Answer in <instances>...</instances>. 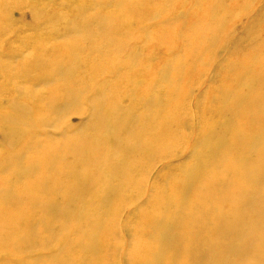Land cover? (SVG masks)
<instances>
[{"label": "bare ground", "instance_id": "1", "mask_svg": "<svg viewBox=\"0 0 264 264\" xmlns=\"http://www.w3.org/2000/svg\"><path fill=\"white\" fill-rule=\"evenodd\" d=\"M129 1L111 0L109 5L116 4L114 8L116 13L110 14V16L105 15L103 21H100V13H96L93 16V13H90L85 8L76 14L71 19L72 21L68 17H62V19L65 22H78L77 27L71 26L68 30L77 29L79 32L82 29L94 30V24L104 21L106 23L109 18V23L111 18H113L112 22L120 24L119 28L116 29L120 33L135 34V32L128 33V29L133 27V24H137L139 31L141 32L142 30L144 32L151 25L149 27H146L145 24V27L143 25L140 26V22L143 20L137 21L134 19L140 14H145L144 10L136 7L138 6L137 0H132L128 3ZM183 1L185 3V0ZM204 1L206 3L205 7L214 5V0ZM162 2L163 7L161 9L156 11V6L153 8L156 11V17H162L169 10H174V13H176V9L173 7L182 4L177 3L179 0H162ZM222 2L227 3L228 1L222 0ZM98 3L99 1L94 4L98 5ZM197 3L199 5L200 2ZM197 3L195 4L196 8L198 6ZM236 3L233 6L238 5L240 0H236ZM190 4L192 3L190 2ZM123 5H128V11H123V9L119 12L118 7H123ZM186 5L188 3L183 7H186ZM42 6L41 4H34L31 7V13L24 17L21 16V13L16 15L13 13L7 14V10H4L1 16L8 23L13 19L19 20L21 18L26 23L43 20L52 22L53 18L43 16ZM156 8L160 7L157 6ZM177 8L179 9V7ZM188 10L190 11V8ZM193 10L191 9V11ZM261 10L259 9V11ZM182 11L181 9V12H177L176 15L173 14L174 16L170 14L167 15V18L166 16L164 17L163 23L165 25L170 23V19L177 20L179 23L177 29L172 32L169 29L164 31L157 30L154 32L155 35L152 33L153 30L149 31L153 37L151 36L150 38L152 39L147 38L148 40H146V45L148 44L147 54L151 52L154 54L153 57L148 58L146 61L144 59L145 69L138 70L143 72L146 69L148 70V77H143L146 82H153L155 78L157 79L156 75L159 70L163 71V73L165 72L166 79L167 76L170 78L173 75L172 79L179 78L181 81L182 79L184 80L186 72L193 73V75L200 73L199 76H201V73H208L209 75L211 69L208 67L213 62L215 63V61L218 62L222 59V49H234L237 42L244 38L242 37L244 32L240 33L242 35L232 37L230 44L224 47L221 46L213 56L210 55L211 53L208 54L209 52L201 53L203 49L219 44V40L216 37L219 39L220 35H218L219 33L211 34V30H213L210 27L211 25L217 29H229L230 33H235L245 23H236L228 27L227 23L229 21L223 23V18H218L217 15L211 16V12H208L209 9L207 11L204 9L193 11V14L188 16L189 19L186 18L190 14L189 11L187 12L188 14ZM133 13L135 14L134 16ZM262 13L264 14V12ZM256 15L254 14V17ZM229 17L231 18V16ZM259 17L261 19V16ZM225 20H228V18ZM190 21H192L194 27L189 29L190 32H188L190 35H195L196 39L193 40L194 42H190L189 45L185 42V50L189 52L200 49L201 51H199V55L196 52L197 54L190 53L179 58L173 57V49L178 46L175 42H171V38L175 37L176 34L178 38H182L181 42L183 43L187 38V33L185 34V32L188 30ZM80 22L84 25L82 29ZM203 23L210 27L211 30L209 28L202 29ZM257 23L254 25L255 28L251 25L253 30L257 28ZM110 25L112 27V24ZM157 25L159 26V24ZM109 26L105 28L110 29ZM155 26L154 29L156 28ZM105 28L99 31L102 36L104 35L103 31L105 33L109 32ZM252 28L247 29L251 30ZM249 30L248 32L251 34ZM3 33L4 31L0 30V35ZM206 33L208 35L211 34V36L206 38V35H204ZM184 34L186 35L185 39L183 38ZM89 36L85 38V45H81V39H75L73 42L57 44L52 49L44 47L33 51V53H38L39 51L49 52L50 50L52 52L50 60L44 61L42 59L40 62L35 60L37 64L34 62L30 66L32 69L30 72H40V69H45L49 63L51 64L49 65L51 67L50 76L38 79L36 82H42L46 85L51 82H59L58 84L65 86L64 91L61 93V97H63L61 101H53L51 98H46V92L38 93L39 100L35 102L36 106L42 108L48 115L52 111L62 110L61 113L70 111L75 115L74 117L78 116L79 120L82 121L83 114H85L83 111L84 98L89 96L85 93L91 90H88L86 86H79L80 79L72 75L78 71H72V69L83 67L80 57H89L94 52L95 42H97V47L105 43L103 39L96 41V36L98 35L92 34ZM138 36L139 34H135L134 38L128 39V45L131 40L129 52H132L127 55L128 58L124 61V64L128 67L136 63L135 57L142 50L141 47L140 49L135 47L137 42L135 38H138ZM193 38L194 36H192L191 40ZM248 38L244 39L247 40ZM124 46L127 47V45H120L117 49L115 48L113 54L116 55ZM3 48L7 53L11 49L10 46H5L4 44ZM2 52L0 57L3 55ZM117 56L118 54L114 57ZM258 59L259 57L249 59V67L253 65L249 73L243 75L239 71L236 75L235 73L233 74L235 75V86H231L233 88L232 91L228 89L229 95H233V100L222 103L220 111L217 108V111L221 113L224 107H228L223 116L225 120L220 117V115L222 116L220 114V120L216 119L219 120V122L217 121L219 124L217 126L216 121L214 123L212 119L213 124L211 123V125L216 124V126L214 125V128H210V123L205 125L207 131L206 133L204 132L205 134H201L204 137L198 138L199 142L197 144L194 140L195 144L192 148H187L186 150L177 147L172 140L166 141L160 137L167 132L174 133V126L180 123L177 121L178 114L175 113L177 111L171 110L168 117L162 116L169 106L167 102L166 105H162L165 93L164 95L162 93L152 94L153 96H146L144 95L145 92L143 94L137 93L136 96L140 94L139 98H134L129 103H126V95L123 92L121 96L124 101L112 108L114 95L111 91L103 93L101 91L102 86H98V90L92 89V91H96L95 108L92 111L93 113L91 112L94 123L96 125L104 123L110 128L109 133L107 132L105 135L106 138L110 135L116 136L117 133L119 135L117 136L116 149H114V146H110L113 142L108 141L110 148L104 154L101 149L105 145H97L95 143L96 146H94L87 137V131L92 127L90 126L91 124H89L90 127L86 131H83V126L76 130L75 126H70L66 131L59 132L64 141L55 143L54 140L56 138L54 137H56L57 131L46 130L42 127L51 126L50 118L40 114L36 117V122L34 121L32 110L34 102L23 100L27 92L19 89L18 96L10 93V102L6 105L8 109L7 107L4 109V105H0V110L2 111L0 113V122L17 125L15 129L4 128V130L0 131V252L6 253L0 255V264H51L59 260V264H264V98H257L259 97L257 96L249 101L254 88L250 87L251 91H249V88H247L248 90H242L245 88L244 82L251 81L254 85L261 82L260 90L264 93V62L259 63L260 59ZM225 60H223V65ZM251 62L253 64H250ZM121 65L122 62L116 60L112 68L119 69ZM6 67L8 66L1 64L0 70ZM67 67L70 68L71 72L64 75V69ZM227 68L229 71L236 70L231 65ZM213 70L215 71L216 69ZM141 74H139V77ZM231 76L229 74L227 77ZM260 76L262 79L259 78ZM108 80L109 78L105 77L103 81L107 84ZM135 81L136 84L139 80L136 79ZM163 81L166 82L167 80L163 79ZM32 82L29 86H33ZM215 82L217 81L215 80ZM20 85L25 86L22 83ZM33 89L30 93L34 91ZM170 89L172 94L178 95L177 99L183 97L184 91L180 89V86L175 88L172 86ZM78 92L80 96L72 99L71 95ZM161 92L168 93V91ZM234 92H240V94L238 93L239 96L235 95ZM6 93L7 90L0 92L4 99L7 96ZM213 95L210 97L211 102L220 98L218 94L215 95L214 93ZM49 97L52 96L50 95ZM222 101L225 100L222 99ZM248 101L250 104L245 103ZM133 103L142 105V114H136L137 111L135 112L131 109ZM152 104L156 105L157 108L154 110L145 109ZM128 105H130V108H128ZM238 105H243L242 108L244 109L239 113L237 112ZM172 106L174 108L176 104L172 103ZM216 107L218 106L216 105ZM214 109H212L213 112L211 114L214 113ZM199 113L201 114V112ZM241 114L244 117V120L242 119L243 122L238 124L240 121H236L238 123L233 128L232 124H235L233 121L237 120L235 118ZM140 121L141 124H145L146 135H152V138L145 142L144 147H142L143 153L141 154L140 150L138 156L136 155L132 158L131 154L138 151L139 146L137 143L140 142V138L134 136V141H128L127 139L132 133L136 132L133 129L139 125ZM181 122L188 124L189 118H183ZM23 123L26 124L23 125ZM198 124H200V120ZM255 124L258 126H255ZM26 126L29 127L25 131L26 135L30 136V140L27 141L21 139V136L24 135V133L22 135V130ZM137 129L139 130V127ZM192 130L194 131V129ZM75 131L79 132L75 134ZM44 133H52L46 143L42 142L43 140L39 136ZM96 140L99 142V137ZM39 152L42 153L41 157ZM169 152L175 158L162 162L163 166H157L155 169V165H153L155 164V159L158 156H165V154L171 155ZM136 158L140 159L141 162L139 166L133 169L129 164L133 165ZM187 160L186 165L188 166L181 173L179 171L177 175H169V168L166 164L172 161L177 163ZM96 162H99V165L102 163L104 166L99 168V166H96ZM3 165L22 166L7 167ZM108 172L112 174L111 182L114 183L116 179L115 184H107ZM4 173L6 174L5 176H3ZM136 174H145L147 176L138 179L133 177ZM165 175L170 176L167 182L160 184L161 182L158 183L156 181L157 185L155 187L151 186L153 177L156 176L157 179L164 180L161 178ZM120 182L124 183L126 189L121 194L120 190L116 189V184ZM129 188L135 189V192L133 191L132 194H129ZM126 192H128L127 199L124 198ZM143 193L147 197L155 198L157 196L155 200L158 201L156 206L150 207L144 214L139 210L141 203L140 194ZM131 199H135L140 203L138 205L129 203ZM125 200L126 204L124 205L123 202ZM113 202L114 204L117 202L114 205L115 207H112ZM99 203L102 204L99 205ZM126 217L131 218V220L123 223L120 218ZM134 222H136V225L133 227L132 224ZM123 224L126 225L125 228L122 227ZM64 230H69L71 233L76 234L83 233L82 235L91 234L93 237L88 243H82L70 237L65 240V238L59 237V233ZM128 232L130 236L129 243L120 244L121 236L127 235ZM52 245L54 247L50 249ZM30 246L40 250L24 252ZM79 248L86 251L85 256L68 258L71 252ZM65 251L66 253L63 254ZM28 259L38 260V263L28 261ZM132 260L134 262H130Z\"/></svg>", "mask_w": 264, "mask_h": 264}, {"label": "rangeland", "instance_id": "2", "mask_svg": "<svg viewBox=\"0 0 264 264\" xmlns=\"http://www.w3.org/2000/svg\"><path fill=\"white\" fill-rule=\"evenodd\" d=\"M98 1H99L98 5L94 4ZM131 1L132 0H130L128 3H130ZM181 1H183V0H179V2H177V3H182V4H180L181 6L176 5L173 8L177 10V11L175 10L176 13L181 12V9H182L183 10L182 12H184L185 14H188L187 12L189 11L188 9L190 8V11H189L190 14L187 15V17H186L187 19H189L188 16L193 14V11L194 12L199 11L200 9H204L205 11H207L209 9L208 12H211V16L217 15L218 18H223L224 19V21H222L223 23H227V21H229L227 23L228 27H231L232 25H234L236 23H240V24L245 23V24L241 25L242 26L241 29H239L237 32L230 33L229 29H224V30L222 28L217 29L216 27H213V25L210 26L213 29V30H211L210 27H208L205 23H203L204 25L203 26L201 25L203 27L202 29L209 28L211 30V34H218L219 33L218 34V35H220L219 39L216 37V39L219 40V44L209 47L210 49L213 48L212 50H210L209 48H205L202 50L203 52L200 49H195L193 51L188 52L187 50H185L186 47L184 46V43L186 42V44L189 45L190 42H194L193 40L196 39L195 35H190V33H189L190 32L189 29H192V27H194L192 25V21H190L189 26H188V30L185 32V34L187 33V38L186 39L184 38L186 36L184 34L183 38L185 39V41H183V43L181 42L182 38H178V36L176 34H175V37L171 38L172 41L170 39H168L171 42H175L178 46V47L173 49V57L179 58V57H183L185 55H188L190 53L197 54L196 52H198V55H199V53H200L199 51H201V53L209 52L208 54L211 53L210 55L213 56L215 53L218 52V50L221 46L224 47V46L230 44V39L232 37L242 35L240 33H243V32H244V36H242V37H244L245 39L249 37L250 39L249 38L247 40H245L244 38L240 39L237 42V45L234 46V49H231L232 51L222 49L223 57H222V59L219 60V61H221V60L222 61L221 62L215 61V63L213 62L214 65H212L213 64L212 63L208 67L209 69H211L210 70L211 72L209 73V75H208V73H205V74L201 73V76H199L200 73H195L193 75V73L186 72L184 80L182 79V81H181V79H179V78L172 79L173 75H171L170 78H168V76H167V79H166L165 72L163 73V71L159 70L158 74L156 75L157 79L155 78L153 80V82H149V81L146 82V79H144L143 77L144 76L148 77V70L146 69L145 72L138 71V70L145 69V65L143 64L144 59L146 61L148 58L153 57V54H154L153 52H151L150 54H147L148 53V50H147L148 44L146 45V40H148L147 38H150L152 36V33L155 35L154 32H156L157 30L164 31V30L169 29L172 32L174 29L178 28L177 26H179L178 21L174 20V19L173 20L170 19V23H168V25H165L163 23L165 20L164 19L165 16L167 18V15H170V14H171V16L176 15V13H174V10L166 11V13H164L162 15V17H156V15H155L156 11L163 7L162 6L163 5L162 0H137L138 6H136V7L138 9H143L144 10L143 12L145 14H140L139 15L140 17L136 16V17H134V19L137 21H140L141 19L143 21H145V22H143V21L140 22L141 23L140 26L141 25L144 26V24L146 27H149L150 25L151 26L149 29L147 28L144 31L146 33H144L142 30L140 32L139 29L137 28V24H133L134 26L128 29V33L129 32L130 33L135 32V34H139L138 38H135V40L137 41L135 44V47H138L139 49L141 47V49H142L141 51L138 50L139 55H137L135 57V60H137L138 62L136 61V63L130 67L126 66L124 64V61L126 60V58H128L127 55L132 53V52H129V45L131 43V40L129 41V45H128V39L134 38L135 34L120 33V31H117L116 29L119 28L120 24L116 23V22H112L113 18H111L110 23H109L110 18L106 20V23H105V21L104 22H97L96 24L93 25L94 30L82 29V27L84 25H82V23L80 22L81 29H82V31H80V32L77 31V29L68 30V28L71 26L77 27L78 22H76V23L75 22H65L62 19V17H68L71 20L76 14H78L82 9L85 8L90 13H93V16H95L96 13H100V15H99L100 21H103V19H104L103 17L105 15L110 16V14L116 13V11L114 9L116 4H110L109 5V3H111V0H105V1L104 0H95L94 2H93V0H0V30L4 31V33H5V34L3 33L2 35H0V53L3 50V52H2L3 55L0 57V66H1V64L8 66V67L0 70V92L7 90V93H6L7 96L5 95L6 96L5 99L0 94V105H4V109H6V107H7L6 105H8V103L10 102L9 101V97L11 96L10 93H14L16 96H18V90L19 89H22V90L27 92V94H25L23 97L24 101H28V102L32 101L34 103L38 102V100H39L38 93H40V92H46L47 93L46 98H51V99H53V101H58V100L61 101L63 98V97H61V93L64 91L65 86H61L60 84H58L59 82H51L47 85L43 84L42 82H36V80H38V79L44 78L48 75L50 76V73H51V71H50L51 67L49 66V65H51L50 63H49V65L46 64V65H48V67L45 69H48V70L40 69L41 70L40 72H30L32 70L30 66L35 62V60L37 62H40L42 59L44 61L50 60L51 55H52L51 50L49 52L39 51L38 53H33V51H36L39 48L42 49L44 47H47L48 49H52V47H55L57 44H64L67 42H73L75 39L76 40L81 39L80 40L81 45H85L86 44L85 43L86 37L88 38V37H90L89 35H92V34L98 35V36H96L97 37L96 41L98 39H103V42H105V43L102 44L100 47H97L96 46L97 42H95V46L93 48L94 52L89 57H84V56L80 57L82 59L83 67L82 68L75 67L72 69V71H78L72 75H74L75 77L80 79L79 86H86L88 88V90H91V91L85 93L86 95L88 94L89 96H88V98L87 97L84 98L85 105H84L83 111L85 112V114H83L82 121L79 120L80 118L78 116L74 117L75 115H73L70 111H66L64 113H61L62 110L61 111H52V113L48 115V113H46L42 108H40V107L38 108L36 106V103L35 104L33 103L32 110H33V115H34L33 116L34 121L36 122V117H38V115H40V114L50 118V121L52 122L51 126L47 127V128L45 126H42V127H43V129H46V130L57 131L56 132L57 135H56V137H54V138H56L54 140L55 143H61L64 141L62 139V137L59 135V132L66 131V129L70 128V126H75V130L77 128H79L80 126H83L84 127L83 131H86L88 127L92 126L87 131V137H88L89 141L94 144V146H96L95 143H97V145L98 144L105 145V147H103L101 149L103 154H104V153H107L109 151L108 148H110V146H114V149H116L117 136H119V135L117 133L116 136L110 135L106 138L105 135L107 132L109 133L110 128L107 127L106 124H104V123L96 125V123H94V121L92 119V113H93L92 111L95 108L94 103L96 100V96H95L96 91L95 90H98V86H102L101 91L103 93H107V92L111 91V93L114 95L112 108L116 107L119 103L124 101L123 97L121 96L123 92H125V95H126V101H125L126 103L127 102L129 103L134 98H139L140 94L136 96L137 93L143 94V92H145L144 95H146V96H149V95L153 96V95H156L157 93H162L164 95V93H165V95H164L165 99L163 100L164 102L162 103V105L163 104L166 105V102H167V104L169 106L167 108L168 111L166 110L165 112H163L164 114H162V116L168 117L171 113V110L177 111L175 113L178 114V120L177 121L180 123L174 126V133H171V132L168 133L167 132L164 135L162 134L160 137H162L161 138L162 140H166V141L172 140L174 143H176V146L180 147L182 150H186L187 148H192V146L195 144V142H196V144L199 142V140H197L198 138L204 137L201 134H205L207 131V128L205 127V125L210 123L209 127L212 128L214 125L216 126V124H217V126L219 125L218 122L220 120V117H222V119H224L223 116L225 115V112L228 110V107H226V108L224 107V109L221 111V113H219L217 111V108L220 111V108H221L220 106L222 105V103L227 102L229 100H233V95H229L230 93H228V89H231L229 91H232L233 88L231 86H233V85L235 86V84H234L235 75L239 71L242 72L243 75L250 72V69L253 67V65H252V67L251 66L249 67L248 61L250 58L254 59L255 57L256 58L259 57L260 62L259 61L258 62L259 63L264 62V59H262V58H264V56H263L264 51L262 52V50H264V18H263L264 14L262 13V12H264V2H263L264 0L263 1H261V0H248V2H247V0H240V3L236 6H233L234 4H237L236 0H227L228 1L227 3L222 2V0L221 1L220 0H214V5L212 7H205L206 3L204 0H192L193 2L191 0H187V1L185 0V3H184V1L183 2H181ZM190 2L192 4H190ZM197 2H200L199 5ZM187 3H188V5H186V7H183ZM196 3L198 5L197 8L195 7ZM34 4L43 5L42 6L43 7L42 9L44 12L43 16L44 17L49 16V17L53 18L52 22L43 20V21H36L33 23H26L21 18L19 20L13 19L10 21L11 23L10 22L8 23L1 16V13L4 10H7V14L13 13L14 15H16V14L21 13V16L24 17L27 14L31 13V7ZM140 4H142V5H140ZM201 4H203V5H201ZM258 4H259V6H258ZM225 5H226V7H225ZM155 6L156 7L158 6L160 8L157 9ZM193 6L195 7V9ZM243 6H245V7H243ZM123 7H118L119 12H121L123 9H124L123 11H126V10L128 11V5H126V6L123 5ZM147 7L150 9H148ZM154 7H155L156 11H155V9H153ZM177 7H179V9ZM109 8L111 9V11ZM184 8H185V10H184ZM102 9H104V10H102ZM191 9L192 10L194 9V10L191 11ZM214 9H216V10H214ZM257 9H258V11H257ZM259 9H262V10L259 11ZM166 10H167V8H166ZM112 11H113V13H112ZM171 12H173V13H171ZM230 12H233L234 15H233V13L230 14ZM184 13H182V14H184ZM240 14H241V16H239ZM249 14H251V15H249ZM254 14L255 15L257 14L258 16L256 15L254 17ZM51 15H53V16H51ZM134 15L135 14L133 13V16ZM206 16H208V14H206ZM229 16H231V18ZM259 16H261V19ZM227 18H228V20H225ZM255 20H256V22H255ZM257 20L260 22V25H261L260 27H259V22ZM151 21H152V23H151ZM261 22H262V24H261ZM255 23H257L256 24L257 28L253 30L252 27L255 28V26H254ZM110 24H112V27ZM157 24H159V26H161V27H159ZM227 24H226V26H227ZM251 25H253V26L251 27ZM108 26L110 29L105 28ZM154 26L156 27L155 29H154ZM226 26H224V27H226ZM104 28L107 31L109 30V32L105 33L103 31L104 35L102 36V33L100 34L99 31L101 29L104 30ZM247 28H249V29L252 28L251 29L252 31L247 29ZM243 29H246V30H243ZM248 30L251 32V34L248 32ZM126 31H127V29H126ZM149 31H152V33L151 32L149 33ZM213 31H214V33H213ZM92 32H94V33H92ZM193 32H194V28H193ZM162 33H164V32H162ZM246 33H249V34L245 35ZM211 34L208 35V33H206L204 35H206V38H208L211 36ZM235 34H237V35H235ZM255 35H256V37H254ZM192 36H194V38L191 40ZM246 36H248V37H246ZM204 38H205V36H204ZM150 39H152V38H150ZM243 39H244V41H243ZM227 41H229V42L227 43ZM3 44L5 46L6 45L10 46L11 49L8 52L9 54L6 52V50H4ZM120 45H127V47L124 46L122 49H120L119 52L117 53L118 56L114 57L117 54L114 55L113 50H115V48L117 49L118 46H120ZM110 46H111V48H110ZM235 47H236V50H235ZM196 50H198V51H196ZM135 51H133V52H135ZM184 52H186L187 54ZM235 53H237V54H235ZM232 56H233V59L235 58L236 60L235 59L231 60ZM225 58H226V60H225ZM238 58H239V60H238ZM116 60H120L122 62L121 68H119V69L112 68L114 66V63ZM223 60H225L224 65H223ZM228 60L230 61L229 63H228ZM244 61H245V63H244ZM37 62H35V63L37 64ZM129 62H130V60H129ZM246 62H247V64H246ZM229 64L231 66H234V68L236 69L235 71H237V72L231 71V70L229 71V69L227 68L228 66H230ZM250 64H253V62H251ZM213 69H216V70L214 71ZM223 71H224V73H223ZM68 72H71V71H70V68L67 67L64 69V75H66ZM227 72H230V73H227ZM234 73H235V75H233ZM139 74H141L140 77H139ZM229 74L232 76L227 77ZM212 75H213V77H212ZM105 77L109 78L107 84H105L104 83L105 81H103V80H105ZM214 77H216V78H214ZM158 78H160V79H158ZM259 78L262 79L261 76ZM136 79L139 80V81H137L138 84L137 83L135 84ZM163 79L167 80V81L165 82V81H163ZM215 80L217 82H215ZM219 81H220V83H219ZM31 82H32L33 86H29ZM250 82L251 81L244 82L245 88L242 89V90H245V89L248 90L247 88H249V91H251L252 89L250 87L254 88V92H253V94H251L252 96H250L249 101L251 100V98L253 99V97H257V96H259L257 98H264V93L260 90L261 82L255 83L256 86L254 85V83H252V82L250 83ZM20 83L24 84L25 86H21ZM141 83H142V86H141ZM230 84H232V85H230ZM250 84L254 85V86H251ZM157 85H159V87H157ZM125 86H127V87H125ZM172 86L174 88L180 86V89L182 91H184L183 92L184 95H183V97H181V99H177L178 95L171 93L172 91H170L171 90L170 88ZM167 87H170V88H167ZM226 87H227V89H226ZM32 89L34 91L32 93H30V91H32ZM92 89H95V90L92 91ZM161 91H168V93L161 92ZM213 92L215 93V95L218 94L220 98L214 102L213 101L211 102L210 97L214 96ZM255 92H257V93L255 94ZM238 93L240 94V92H234L235 95L239 96ZM50 95L52 97H49ZM79 96H80L79 92L71 95L72 99H75L76 97H79ZM191 98H193V99H191ZM222 99L225 101H222ZM249 101L245 102V103L248 104ZM215 102H217V103H215ZM172 103L176 104V106L174 108L172 106ZM216 105L218 107H216ZM242 106L238 105V109H237L238 113L241 110L242 111L244 110L242 108ZM201 107H203V108H201ZM213 107L214 108L216 107V108L214 109ZM128 108H130V105H128ZM156 108H157V106L152 104L150 107H146L145 109L146 110H150V109L154 110ZM239 108H241V109L239 110ZM0 109H1V107H0ZM7 109H8V107H7ZM131 109L134 110L135 112L137 111L136 114H142V112H143L142 105L138 104V103H133L131 105ZM212 109H214V113H217V114L219 113L218 117H217V114H215V115H214V113L211 114L213 112ZM258 109H260V108H258ZM1 112L2 111L0 110V113ZM4 112H5V110H4ZM199 112H201V114ZM220 114H222V116ZM219 115H220V117H219ZM199 116H201V117H199ZM208 116H209V118H208ZM235 116H236V113H235ZM186 117L189 118L188 124L181 122L182 119L186 118ZM205 117H207L208 120ZM237 117H239L240 119ZM237 117L235 118L237 120L233 121L235 124H232L233 122L231 123L233 125V128H235V126L238 123V122L236 123V121H240V123H238V124H241V122H243V120H244V117L242 114L238 115ZM212 119H213L214 123L216 121V124L211 125V123L213 122V121H211ZM216 119H219V120H216ZM190 120H192V121H190ZM199 120H200V124H198ZM203 121L204 122L206 121V122L204 123ZM25 124L26 123H23V125H25ZM89 124H91V125L89 126ZM94 125H96V126H94ZM196 125H198V126H196ZM256 125L257 124H255V126ZM16 127H17V125L14 123H4L2 121L0 122V131L4 130V128L15 129ZM138 127H139V130L137 129ZM28 128L29 127L26 126L22 130V135H23V133H24V135L21 136V139H23L25 141L30 140V136H27L26 132H25ZM197 128H198L199 132H198ZM192 129H194V131ZM133 131H136V132L132 133L127 140L128 141H134V136H138L140 138V142L137 143V145L139 146L138 151L131 154L132 158H134L136 155L138 156L140 150H141V154H142L143 153L142 147H144L145 142L147 140H149L150 138H152V135H146L145 124H141V121H140L139 125L133 129ZM78 132L79 131H75V134H77ZM52 133H55V132H52ZM52 133L40 134L39 136H40V139L43 140L42 142L46 143L47 139L49 138V135H51ZM119 134H120V132H119ZM98 137H99V142H97V140H96ZM191 137H193L194 139L193 138L191 139ZM141 138H143V139L141 140ZM194 140H195V142H194ZM108 141H110V142L112 141L113 144L110 145L108 143ZM114 142H115V144H114ZM178 144H179V146H178ZM111 150H113V149H111ZM39 153H40V157H41L42 153L41 152H39ZM169 153L171 155L165 154V156H158L155 159V164H153V165H155V169L157 168V166H163L162 162L163 163L167 162L168 160H170L171 158L174 157L171 152H169ZM140 162H141L140 159L136 158L133 165H131V164H129V165L132 166L133 169H135V167L139 166ZM187 162H188V160L177 162V163L172 161L169 164H166V165H168L167 167L169 168V175H171V176H172V174L177 175V174H179V171L181 173V171L186 166H188V165H186ZM3 166L18 167V166H22V165H3ZM96 166H99V168H101L104 165H102V163L99 165V162H96ZM99 168H98V170H99ZM171 168H173V169H171ZM5 175L6 174L4 173L3 176H5ZM107 175H108L107 179H106L107 184H110V185L115 184L116 179L114 180V183L110 181L112 179V174L110 172H108ZM113 176H114V172H113ZM146 176L147 175H145V174H136L133 177L141 179V178H144ZM161 179H164V180H160V178L157 179L156 176L153 177L151 179V186L155 187V185H157L156 181L158 183L161 182L160 184H162V182H164V183L167 182L170 179V176L165 175ZM116 189L120 190V194L124 193L126 190L123 182L117 183ZM133 191L135 192V189H133V188H129V190H128L129 194H132ZM128 192L125 193L124 198H126V199L128 196ZM140 195H141V201H140L141 203L135 199H131L129 201V203L130 202L136 203L137 205L140 203V205H139L140 209L139 210L142 211L143 214L146 213L150 207H154L158 204V201L155 200V198H157V196L155 198H152L149 196L147 197L145 193L140 194ZM116 203L117 202H115V204H114V202H113L112 207L114 205H116ZM101 204L102 203H99V205H101ZM123 204L124 205L126 204V200L123 202ZM139 210H137V211H139ZM140 211H139V213H140ZM92 212H93V210H92ZM120 220H123V223H125V221L131 220V218H128V217L120 218ZM118 222H119V220H118ZM134 225H136V222H134L132 224L133 227H134ZM122 227L125 228L126 225L123 224ZM82 234L83 233L76 234V233H71L69 230H64V231L59 233V237L65 238V240L69 237L71 239L75 238L78 241H81L82 243H88L93 237V235H91V234L90 235H85V234L82 235ZM129 239H130V236H129V232H128L127 235L121 236L119 242L122 245H124V242H126V244H128ZM116 242L118 243V241H116ZM53 247H54V245L50 246V249ZM36 250H40V249H36V248L30 246V248L24 250V252H27V251L31 252V251H36ZM65 253H66V251L63 254H65ZM4 254H6V253L0 252V255H4ZM85 255H86V251L83 250L82 248H79V249H76L75 251L71 252L68 255V258H71L74 256L83 257ZM59 258H62V257H59ZM35 259L34 260L28 259V261H31V262L35 261V263H38V260H35ZM59 262H60V260L53 262L51 264H59ZM130 262H134V261L132 260Z\"/></svg>", "mask_w": 264, "mask_h": 264}]
</instances>
